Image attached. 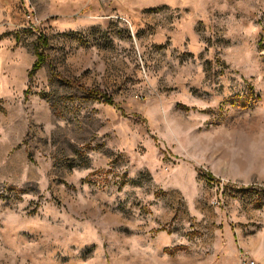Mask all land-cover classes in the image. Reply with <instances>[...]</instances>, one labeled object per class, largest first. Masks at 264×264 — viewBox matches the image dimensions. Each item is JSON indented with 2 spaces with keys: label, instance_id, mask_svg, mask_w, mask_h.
Wrapping results in <instances>:
<instances>
[{
  "label": "rangeland",
  "instance_id": "1",
  "mask_svg": "<svg viewBox=\"0 0 264 264\" xmlns=\"http://www.w3.org/2000/svg\"><path fill=\"white\" fill-rule=\"evenodd\" d=\"M8 2L0 264H264V0L75 32Z\"/></svg>",
  "mask_w": 264,
  "mask_h": 264
},
{
  "label": "crops",
  "instance_id": "2",
  "mask_svg": "<svg viewBox=\"0 0 264 264\" xmlns=\"http://www.w3.org/2000/svg\"><path fill=\"white\" fill-rule=\"evenodd\" d=\"M214 0H29L37 22H48L56 29L78 31L95 26L99 20L116 17L128 23L138 22L149 12H207ZM8 0H0V29L11 26ZM43 6H47L43 10ZM105 18V19H104Z\"/></svg>",
  "mask_w": 264,
  "mask_h": 264
},
{
  "label": "trees",
  "instance_id": "3",
  "mask_svg": "<svg viewBox=\"0 0 264 264\" xmlns=\"http://www.w3.org/2000/svg\"><path fill=\"white\" fill-rule=\"evenodd\" d=\"M38 42H39V48L37 49V52H36V61L34 62L33 67L29 73V76H28L29 79H31L33 75L35 74V72L39 70L41 66L47 62V57L44 52V49L48 45L47 39L45 36L40 35L38 37ZM105 102L113 105V102L110 99H105Z\"/></svg>",
  "mask_w": 264,
  "mask_h": 264
},
{
  "label": "built area",
  "instance_id": "4",
  "mask_svg": "<svg viewBox=\"0 0 264 264\" xmlns=\"http://www.w3.org/2000/svg\"><path fill=\"white\" fill-rule=\"evenodd\" d=\"M29 16V15H28ZM30 17V16H29ZM245 264H255L253 261H247Z\"/></svg>",
  "mask_w": 264,
  "mask_h": 264
}]
</instances>
